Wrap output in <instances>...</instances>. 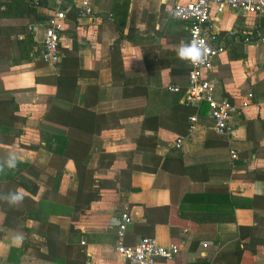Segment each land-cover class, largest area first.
<instances>
[{"label":"crops","instance_id":"obj_1","mask_svg":"<svg viewBox=\"0 0 264 264\" xmlns=\"http://www.w3.org/2000/svg\"><path fill=\"white\" fill-rule=\"evenodd\" d=\"M89 1L92 16L67 8L59 47L75 56L58 67L34 51L48 8L0 0V120L23 131L0 140V164L18 158L0 195L24 193L19 206L0 200V264H126L115 250L124 213L126 245L179 248L156 264H264V13L225 11L212 22L224 53L205 78L215 100L241 108L232 136H220L205 102L184 101L189 66L177 49L189 32L169 9L186 0ZM60 76L75 81L58 90ZM43 133L82 137L60 156Z\"/></svg>","mask_w":264,"mask_h":264},{"label":"built area","instance_id":"obj_2","mask_svg":"<svg viewBox=\"0 0 264 264\" xmlns=\"http://www.w3.org/2000/svg\"><path fill=\"white\" fill-rule=\"evenodd\" d=\"M26 1L32 8H39L41 2V0ZM67 3L66 0H50L51 8L48 11V18L42 26V38L34 49L37 58L46 65L56 66L61 60L59 43L65 29L67 8L76 7L85 16L94 14V7L89 0H80L74 5L68 1ZM225 11L241 16H259L264 13V0H186L172 5L169 15L172 19L187 24L188 44L196 40L208 49L203 63L192 64L187 61L189 71L188 85L184 95L185 103L193 105L205 102L209 117L213 121L214 132L220 136H232L234 129L230 121L240 115L241 108L226 101L215 100L213 83L205 78L212 68L213 61L224 53V48L215 41L212 22L215 17ZM32 31L35 32V29ZM169 91L181 92L177 86L170 87ZM190 121L194 123L196 119L192 117ZM183 142V139L177 138L175 147L180 149ZM231 154L235 158V154L233 152ZM131 222L130 216L124 213L120 215L117 224L115 250L126 264H156L159 260L170 262L176 258L179 253L177 245L161 246L153 238H141L133 246L126 245L124 236Z\"/></svg>","mask_w":264,"mask_h":264},{"label":"trees","instance_id":"obj_3","mask_svg":"<svg viewBox=\"0 0 264 264\" xmlns=\"http://www.w3.org/2000/svg\"><path fill=\"white\" fill-rule=\"evenodd\" d=\"M24 1L27 4V8L30 9L31 11H33V12L36 11V10H39L42 7H47L48 8V11L51 8V6H49L50 0H41L39 8H32L26 0H24ZM67 1L68 0H66V3H67ZM72 8L73 7H71V9L68 12H70V13H72V14L75 15L76 13H75V11ZM47 18H48V12L44 16L45 21L47 20ZM59 50H60V47H59ZM60 54L62 55L61 51H60ZM73 56H75V55H73V54L72 55H69V56L62 55L63 58L61 57L60 62L56 66L59 67V65H61L62 62L65 61L63 59H67V57H73ZM70 81H75V77H67V76L57 77L56 78V81H55L56 86H57V89L59 90V87H62L63 88L64 85L66 86ZM2 102L3 103H6V104L13 105V100L12 99H8V100L2 101ZM47 117H49L48 114H46V117H45L46 121L48 120ZM12 120H13L12 117L9 118V120H0V131H1L0 140L2 141V143H6V144L7 143H12L16 137H19V136L22 135V132L23 131L21 129H18V128L17 129H14V133H12V134L10 133V129H13V125H12L13 122H12ZM15 120L17 122L24 123L22 121V119H20V118H16ZM75 122L78 123L79 121L78 120H75L73 118H70L69 119V117H68L67 125H75ZM74 135L75 136H73V135L72 136L71 135H66V134H64V135H58L57 134L56 135V134H48V133L45 134V133H43L41 135V138H42V142H44L45 146L48 147V149H50V143H52V142H55L58 145H61V149L60 150L59 149H55V150L53 149V152L54 153H57L60 156H65L66 155L65 146H66V143L68 142V140L70 138L79 140L82 137V136L77 135V134H74ZM68 155H69V153H68ZM74 160H75L76 170L79 171V169L81 167V164L78 162L77 159L74 158ZM20 166L23 167V168L27 167L24 164H20ZM16 167H18V165H16ZM13 171H14V169H8L6 172L0 173V178H6V179L15 178L16 175H17V173H15ZM59 177H60V174H57L56 178H59ZM249 247H251V248H249ZM244 250L246 252H249L250 255L255 254L256 253L255 244L252 245V246H247V244H244Z\"/></svg>","mask_w":264,"mask_h":264},{"label":"clouds","instance_id":"obj_4","mask_svg":"<svg viewBox=\"0 0 264 264\" xmlns=\"http://www.w3.org/2000/svg\"><path fill=\"white\" fill-rule=\"evenodd\" d=\"M208 49L202 44L193 40L190 44L181 42V45L177 49V56L180 60L189 61L192 64L203 63L206 59ZM17 156L9 154L7 160L0 164V173L4 172L5 167L8 169H13L17 165ZM0 200L6 201L9 206H19L24 200V193L22 190H17L14 192H9L4 195H0ZM16 242H21L23 240L22 235H17L15 238Z\"/></svg>","mask_w":264,"mask_h":264},{"label":"water","instance_id":"obj_5","mask_svg":"<svg viewBox=\"0 0 264 264\" xmlns=\"http://www.w3.org/2000/svg\"><path fill=\"white\" fill-rule=\"evenodd\" d=\"M194 105H196V103Z\"/></svg>","mask_w":264,"mask_h":264}]
</instances>
